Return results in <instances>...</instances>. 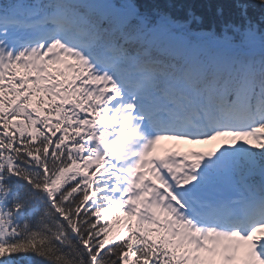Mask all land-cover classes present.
<instances>
[{
    "label": "snow or ice",
    "instance_id": "obj_1",
    "mask_svg": "<svg viewBox=\"0 0 264 264\" xmlns=\"http://www.w3.org/2000/svg\"><path fill=\"white\" fill-rule=\"evenodd\" d=\"M0 264H264V0H0Z\"/></svg>",
    "mask_w": 264,
    "mask_h": 264
}]
</instances>
